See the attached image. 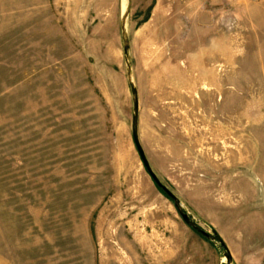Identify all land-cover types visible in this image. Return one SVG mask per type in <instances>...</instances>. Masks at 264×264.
<instances>
[{
    "label": "rangeland",
    "instance_id": "rangeland-1",
    "mask_svg": "<svg viewBox=\"0 0 264 264\" xmlns=\"http://www.w3.org/2000/svg\"><path fill=\"white\" fill-rule=\"evenodd\" d=\"M0 264H264V0H0Z\"/></svg>",
    "mask_w": 264,
    "mask_h": 264
},
{
    "label": "water",
    "instance_id": "water-1",
    "mask_svg": "<svg viewBox=\"0 0 264 264\" xmlns=\"http://www.w3.org/2000/svg\"><path fill=\"white\" fill-rule=\"evenodd\" d=\"M136 112H137V101L135 100L134 102V116L132 118V138L134 141V144L136 146V149L139 153L140 158L142 159V162L144 164V167L146 168V170L148 171V173L150 174L152 180L154 181V183L163 190V192L169 196L171 199L174 200L175 204L178 206V201L176 200V197L163 185L160 183V181L156 178V176L154 175V173L151 171V169L149 168L148 162L144 156L143 150L139 145L138 142V137H137V129H136ZM180 216L182 217V219L184 220V222L186 223H190V219L188 218L187 214L182 212L180 209H178ZM230 260V256H227V262Z\"/></svg>",
    "mask_w": 264,
    "mask_h": 264
},
{
    "label": "trees",
    "instance_id": "trees-1",
    "mask_svg": "<svg viewBox=\"0 0 264 264\" xmlns=\"http://www.w3.org/2000/svg\"><path fill=\"white\" fill-rule=\"evenodd\" d=\"M193 228H194V230L198 231L196 227H193ZM205 236H207V235L205 234Z\"/></svg>",
    "mask_w": 264,
    "mask_h": 264
}]
</instances>
